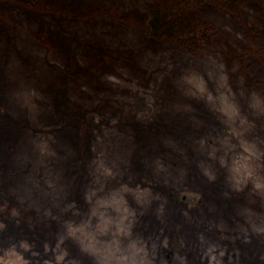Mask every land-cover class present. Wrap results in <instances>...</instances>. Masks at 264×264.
I'll list each match as a JSON object with an SVG mask.
<instances>
[{
    "label": "rangeland",
    "instance_id": "1",
    "mask_svg": "<svg viewBox=\"0 0 264 264\" xmlns=\"http://www.w3.org/2000/svg\"><path fill=\"white\" fill-rule=\"evenodd\" d=\"M156 1L0 0V264H264V0Z\"/></svg>",
    "mask_w": 264,
    "mask_h": 264
},
{
    "label": "trees",
    "instance_id": "2",
    "mask_svg": "<svg viewBox=\"0 0 264 264\" xmlns=\"http://www.w3.org/2000/svg\"><path fill=\"white\" fill-rule=\"evenodd\" d=\"M181 6L182 2L180 0H157L145 15L144 20L148 34L150 36L158 35L161 25L162 30H164L167 35L175 36L179 39L178 42L183 46L187 45V47H189L194 40L199 43L202 42L204 34L203 26H201V24L196 25L189 19L184 20V14L178 12ZM175 22L176 24L182 23L181 29L179 28L180 32H178L177 29L174 30V26L171 25Z\"/></svg>",
    "mask_w": 264,
    "mask_h": 264
}]
</instances>
